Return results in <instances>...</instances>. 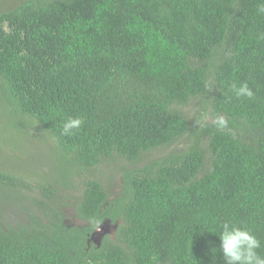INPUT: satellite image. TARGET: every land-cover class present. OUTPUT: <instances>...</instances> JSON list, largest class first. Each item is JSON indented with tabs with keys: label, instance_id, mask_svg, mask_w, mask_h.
<instances>
[{
	"label": "trees",
	"instance_id": "obj_1",
	"mask_svg": "<svg viewBox=\"0 0 264 264\" xmlns=\"http://www.w3.org/2000/svg\"><path fill=\"white\" fill-rule=\"evenodd\" d=\"M258 2L0 0V202L25 219L0 221V264H224L225 220L264 254ZM242 81L254 98L230 99ZM204 112L228 128L202 126ZM75 116L80 130L61 135ZM114 157L133 168L111 196L83 176ZM76 177L81 226L56 202ZM107 222L114 235L96 245Z\"/></svg>",
	"mask_w": 264,
	"mask_h": 264
},
{
	"label": "clouds",
	"instance_id": "obj_2",
	"mask_svg": "<svg viewBox=\"0 0 264 264\" xmlns=\"http://www.w3.org/2000/svg\"><path fill=\"white\" fill-rule=\"evenodd\" d=\"M256 12L264 16V0H259ZM264 39V34L260 36ZM231 98L237 100L254 98V92L248 82L242 81L239 84L233 83L229 86ZM211 120L217 130L228 128V121L222 115L210 117L207 112L201 114V125H206ZM84 120L80 116L67 117L61 127V135L70 137L80 130ZM96 223H99L98 221ZM219 251L222 254L224 264H264V254H261V241L247 227L237 225L231 220H225L219 224Z\"/></svg>",
	"mask_w": 264,
	"mask_h": 264
},
{
	"label": "rangeland",
	"instance_id": "obj_3",
	"mask_svg": "<svg viewBox=\"0 0 264 264\" xmlns=\"http://www.w3.org/2000/svg\"><path fill=\"white\" fill-rule=\"evenodd\" d=\"M27 134H30V136L33 139L35 136L38 135V131H34L32 129H28ZM34 147L40 146L42 149H44L45 152H54L55 150V145L51 143H45L44 145L41 144H36L33 143ZM182 143L179 145L177 144L176 147H181ZM6 156H10V152H8L5 149H0V158L5 159ZM151 159V156L147 155L144 157L142 162H139L137 166H141L147 161ZM133 168V165L130 164L128 161L124 159H118L117 157L111 158L108 161L102 162L100 165L95 167L93 170L90 171L88 175L83 176V178H87L88 176H91L94 180H97L100 182L105 189H107L108 193L111 196L117 195L120 191L121 188L120 186L122 185L120 177L122 176V173L125 170ZM45 169H43L44 171ZM79 178H75L74 182L75 184L73 185L72 189L70 190H62V191H67L66 194L62 193L61 191L58 190L56 197H57V204L60 206L61 211L65 214V218L67 220V224L69 225H76L79 222L74 218L76 216L75 209L72 207L71 203L75 205L77 203L78 198L82 194V187L78 184L80 183ZM60 189V187H58ZM2 195L0 194V197ZM8 203L6 206V210L0 209V221L6 222L11 220V218L15 221L20 220L22 222L25 221L24 218H19V216H15L10 208L12 200L7 199V201H3ZM0 202V203H3ZM81 226V225H79ZM114 226L110 224V222H107L106 225L102 228L101 231L96 234V236L93 239V242L98 245L99 243L101 244L102 240L105 237H112L114 235Z\"/></svg>",
	"mask_w": 264,
	"mask_h": 264
},
{
	"label": "flooded vegetation",
	"instance_id": "obj_4",
	"mask_svg": "<svg viewBox=\"0 0 264 264\" xmlns=\"http://www.w3.org/2000/svg\"><path fill=\"white\" fill-rule=\"evenodd\" d=\"M63 218H64V221H65V223H67V220H66V218H65V214L63 213ZM75 219H76V216L74 217ZM79 223L78 224H76L77 226H79V224L80 223H82L80 220H78V219H76ZM71 226H73V225H71ZM87 245H88V247L90 248L91 247V243H90V241H88V243H87Z\"/></svg>",
	"mask_w": 264,
	"mask_h": 264
},
{
	"label": "water",
	"instance_id": "obj_5",
	"mask_svg": "<svg viewBox=\"0 0 264 264\" xmlns=\"http://www.w3.org/2000/svg\"><path fill=\"white\" fill-rule=\"evenodd\" d=\"M104 225H106V224H104ZM104 226H101L98 230H96L95 232H94V234L92 235V240L94 239V237L96 236V234H98V232L99 231H101L102 230V228H103ZM114 230H115V227H114ZM99 245V244H98Z\"/></svg>",
	"mask_w": 264,
	"mask_h": 264
}]
</instances>
